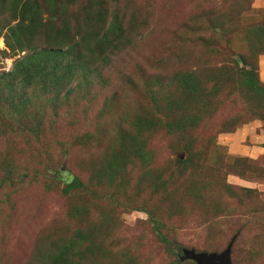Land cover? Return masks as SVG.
<instances>
[{"label": "rangeland", "instance_id": "obj_1", "mask_svg": "<svg viewBox=\"0 0 264 264\" xmlns=\"http://www.w3.org/2000/svg\"><path fill=\"white\" fill-rule=\"evenodd\" d=\"M11 2L0 264H195L181 248L231 239L264 264V0H27L20 25ZM40 49L67 53L12 72Z\"/></svg>", "mask_w": 264, "mask_h": 264}, {"label": "trees", "instance_id": "obj_2", "mask_svg": "<svg viewBox=\"0 0 264 264\" xmlns=\"http://www.w3.org/2000/svg\"><path fill=\"white\" fill-rule=\"evenodd\" d=\"M20 2H21V0H12L11 4L9 5V11H12V10L14 12L16 11L17 14H18V16H19V19H18L16 25H20V24L23 23V21H24V18H23V10L24 9L25 10L28 9L26 7V6H28L27 5V0H23L21 3ZM217 30H218L217 27L216 26H213V27H211L210 32H212L213 34H215L217 32ZM194 42H196V41L194 40ZM199 44L201 45V43H199ZM75 46H76V44L72 45L70 48H74ZM191 47H195V45L192 44ZM66 53H67V51H65V50H52L51 52H48V51H46L44 49L36 50V51H33V52H31L29 54H26L25 56L17 59L13 63V67H12L11 70H12V72L13 71L14 72H18L19 70L24 71V72H27V71H29V69H30V67H31L32 64H34L35 67H38L39 66V63H40V67H43L42 64H45L47 62H50V60H51L50 55L51 54H53L56 57H62ZM240 71H242L244 75H247L250 70L249 69L248 70H245L244 69V70H240ZM246 80L248 81V84L250 85L251 88L258 89L257 86H255L254 84H251V82L248 79H246ZM183 107H184V104L182 102H180V106H179V109L178 110H180ZM173 110L175 111L177 109L174 108ZM178 124H179V122H178ZM174 126H176V124H174ZM176 160H177V162H184V159L183 158L181 159L180 156L178 158H176ZM65 182L66 183H65V185L63 187V191H65V192L70 191V190H73V189H76V188L82 187L81 182L75 176H72V177L67 178L65 180ZM141 210L144 211L148 217H150V221H152V225L153 226H156L155 220H153L151 218V215H152L151 214V211L150 210H147V209H144V208H141ZM158 238H159V240L165 246H169V242L167 241L166 238H164L163 236H161L159 234H158ZM231 240H233V239H231ZM182 249H186V248H181L180 249L181 255L179 256V259H182V260H185V259L192 260L190 258H182V256H183ZM187 250H193V249H187ZM194 252H205V251H194Z\"/></svg>", "mask_w": 264, "mask_h": 264}, {"label": "water", "instance_id": "obj_3", "mask_svg": "<svg viewBox=\"0 0 264 264\" xmlns=\"http://www.w3.org/2000/svg\"><path fill=\"white\" fill-rule=\"evenodd\" d=\"M232 240L219 252H194L193 250L182 249V258H190L195 264H231L230 247Z\"/></svg>", "mask_w": 264, "mask_h": 264}, {"label": "crops", "instance_id": "obj_4", "mask_svg": "<svg viewBox=\"0 0 264 264\" xmlns=\"http://www.w3.org/2000/svg\"><path fill=\"white\" fill-rule=\"evenodd\" d=\"M262 59V58H261ZM261 62H262V60H261ZM261 62H260V64H261ZM264 62V61H263ZM264 68V67H263Z\"/></svg>", "mask_w": 264, "mask_h": 264}]
</instances>
